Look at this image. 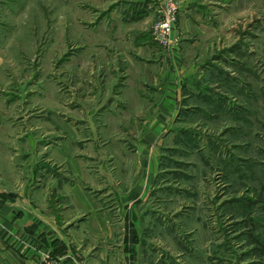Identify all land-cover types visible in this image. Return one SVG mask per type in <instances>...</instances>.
Segmentation results:
<instances>
[{"label": "rangeland", "instance_id": "1", "mask_svg": "<svg viewBox=\"0 0 264 264\" xmlns=\"http://www.w3.org/2000/svg\"><path fill=\"white\" fill-rule=\"evenodd\" d=\"M113 1L0 0V99L16 115L38 113L43 104L58 108L65 100L64 120L80 125L83 143L89 137L107 143L106 159L126 144L134 156L117 157L132 166L130 176L140 157L137 144L161 149L160 171L145 201L146 264H264V0L227 2L218 17L205 19L203 29L182 28L178 11L171 37L180 40L183 69L168 74L162 61L163 70L155 72L163 91L177 89L167 115V109L160 111L165 97L152 76L133 69L130 78L141 83L135 84L138 94H130L129 115L106 119L101 113L120 91L110 84L113 71L106 77L107 68L116 64L114 53L120 58L143 30L136 22L128 25L129 38L97 36L108 24L110 6L124 0ZM191 1L214 5H163ZM177 27L180 38L174 36ZM174 77L182 79L179 86L170 85ZM155 103L163 113V133H133L137 114L145 115L140 125L148 124ZM104 125L112 133L98 129ZM106 165L112 173V163Z\"/></svg>", "mask_w": 264, "mask_h": 264}, {"label": "crops", "instance_id": "2", "mask_svg": "<svg viewBox=\"0 0 264 264\" xmlns=\"http://www.w3.org/2000/svg\"><path fill=\"white\" fill-rule=\"evenodd\" d=\"M209 1L214 5L203 1L179 5L181 27L203 29L205 19L218 17L226 3L233 0ZM163 2L124 0L121 6L110 3L105 18L108 24L97 36L129 38L128 25L136 22L143 24V30L134 35L135 46L122 48L120 58L114 53L112 62L116 64L108 66L105 75L109 77L113 71L115 80L109 78L110 84L115 83L120 91L107 101L101 117L129 115L130 94H138L135 84L141 83L140 78H130L133 69L152 76L153 84L159 86L158 93L165 97L160 111L167 109V115L177 89L163 91L161 78L155 72L167 67L168 74H173L183 67L180 40L173 38L170 47L162 48L151 34L155 18L162 16L158 12ZM135 5L138 9H133ZM206 6L212 11L204 13ZM181 34L183 31L177 27L174 36L180 38ZM140 57L148 62L141 63ZM170 80V85L175 86L182 82L181 78ZM42 92L43 97H49L48 91ZM29 96L33 98L32 93ZM65 102H58V108L43 104L38 113L26 109L16 115L17 110H7L5 99H0V264H47L50 258H59L64 264H146L145 201L160 171L161 149L147 142L137 144L135 151L140 157L135 158L134 176H130L132 166L125 167L122 157H117L134 156L126 144L119 143L116 156L112 151L114 158L106 159V150L110 151L107 143L90 137L83 143L80 125L66 123ZM154 107L147 114L148 124L140 125L139 119L145 115L137 114L133 133H163V113L158 112L156 103ZM98 129L113 131L107 125ZM83 144L89 145L85 151ZM106 160L112 163V173Z\"/></svg>", "mask_w": 264, "mask_h": 264}, {"label": "built area", "instance_id": "3", "mask_svg": "<svg viewBox=\"0 0 264 264\" xmlns=\"http://www.w3.org/2000/svg\"><path fill=\"white\" fill-rule=\"evenodd\" d=\"M164 8L161 18L152 27V34L159 43L170 47L173 44L171 36L174 24L177 22L179 7L167 2V5L166 3L164 4ZM47 264H64V262L59 258H50Z\"/></svg>", "mask_w": 264, "mask_h": 264}]
</instances>
